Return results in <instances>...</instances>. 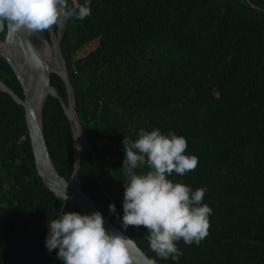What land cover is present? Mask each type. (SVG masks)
<instances>
[{
	"label": "trees",
	"instance_id": "1",
	"mask_svg": "<svg viewBox=\"0 0 264 264\" xmlns=\"http://www.w3.org/2000/svg\"><path fill=\"white\" fill-rule=\"evenodd\" d=\"M88 3L91 14L67 20L60 40L87 142L80 151L82 191L157 264H264V0ZM42 33L49 39L48 30ZM6 34L7 27L0 41ZM163 34L184 56L175 67L158 45ZM0 82L23 99L1 57ZM50 85L67 105L60 77L50 74ZM141 128L183 136L187 154L198 158L194 171L169 179L206 187L210 228L199 244L179 241L178 260L157 257L143 226H121L122 141L135 140ZM42 129L55 170L69 181L73 134L55 97L44 101ZM62 211L83 214L37 175L24 110L0 91V264H63L45 245L48 222Z\"/></svg>",
	"mask_w": 264,
	"mask_h": 264
},
{
	"label": "clouds",
	"instance_id": "2",
	"mask_svg": "<svg viewBox=\"0 0 264 264\" xmlns=\"http://www.w3.org/2000/svg\"><path fill=\"white\" fill-rule=\"evenodd\" d=\"M90 14L88 0H0V32L6 27L12 32H44ZM122 143L125 158L120 169L126 182L121 226H143L157 257L178 260L182 253L177 243L199 244L210 228L212 208L203 203L206 187L193 190L169 179L173 173L184 176L194 171L198 158L187 154V140L172 131L141 128L135 140L124 137ZM108 207L116 212L114 204ZM130 241L108 230L99 211H62L48 222L45 245L50 252L57 250L63 264H134ZM142 259L144 264H157L155 259Z\"/></svg>",
	"mask_w": 264,
	"mask_h": 264
},
{
	"label": "water",
	"instance_id": "3",
	"mask_svg": "<svg viewBox=\"0 0 264 264\" xmlns=\"http://www.w3.org/2000/svg\"><path fill=\"white\" fill-rule=\"evenodd\" d=\"M49 39L42 32L34 33L41 44L56 45V54L62 62L61 72L49 70L44 61L37 54V48L32 44L26 32H12L7 29L6 37L0 41L2 50L0 57L10 66L16 79L21 85L23 99L19 98L10 88L0 82V91L8 94L24 110L25 124L29 143L34 158V166L44 184L54 192L58 197L64 200L65 205H72L79 209L83 214H90L93 211H99L92 201L86 196L81 188L80 180V151L83 146L77 148L76 145V127L78 124L82 131L74 100V94L65 62L60 53V40L63 33V25H60L55 32L53 28L48 30ZM15 45H19L23 50L21 61L16 59ZM35 54V55H33ZM50 74H55L64 82L67 92V105L60 98L57 92L50 85ZM51 89V91H49ZM47 96L59 99L65 115L70 121L73 145H74V172L69 181L62 178L54 168L46 147L42 129V109ZM83 139L87 145L86 138L82 131ZM105 227L114 233H121L130 238L123 230L119 229L111 220L101 211ZM131 239V238H130ZM129 253L133 258L134 264H144L142 257H148L139 247L135 240L128 244Z\"/></svg>",
	"mask_w": 264,
	"mask_h": 264
},
{
	"label": "bare ground",
	"instance_id": "4",
	"mask_svg": "<svg viewBox=\"0 0 264 264\" xmlns=\"http://www.w3.org/2000/svg\"><path fill=\"white\" fill-rule=\"evenodd\" d=\"M29 33L30 32H26L27 35ZM1 50H2V47L0 45V51ZM15 54H16V59L18 61H21L22 57H23V50L19 45H15ZM37 54H38L39 58L44 61L45 65L48 67L49 70H53V69H51V67L53 65L55 67V70H53V71L61 72L62 62L56 54V45L55 44L47 45L46 43H43L40 48H37ZM49 91H51V89H49ZM74 122H75V127H76V133H75L76 145H77V148H79V147L83 146L82 144L85 142H84V139L82 136L81 129L79 128L76 121H74Z\"/></svg>",
	"mask_w": 264,
	"mask_h": 264
},
{
	"label": "rangeland",
	"instance_id": "5",
	"mask_svg": "<svg viewBox=\"0 0 264 264\" xmlns=\"http://www.w3.org/2000/svg\"><path fill=\"white\" fill-rule=\"evenodd\" d=\"M28 37L30 38V41L34 40L36 38L34 33H29ZM159 38H160V40L158 41V45L163 50L164 56H165L167 62L173 67L177 66L181 62V60L184 58L183 54L179 51L177 46L171 41V39L166 34L159 36L157 39H159ZM156 40L154 41V45L157 48ZM34 46H36L37 48H40L42 46V44L40 42H38ZM94 46H95V44H92V46L90 48H88L87 50L79 52L77 54V58L83 57ZM82 145L84 146V145H86V143H83Z\"/></svg>",
	"mask_w": 264,
	"mask_h": 264
}]
</instances>
